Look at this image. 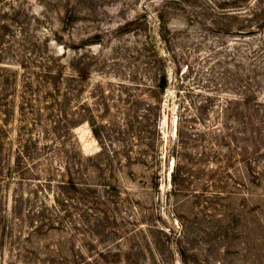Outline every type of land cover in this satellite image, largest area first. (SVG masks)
Instances as JSON below:
<instances>
[{
	"label": "rangeland",
	"instance_id": "rangeland-1",
	"mask_svg": "<svg viewBox=\"0 0 264 264\" xmlns=\"http://www.w3.org/2000/svg\"><path fill=\"white\" fill-rule=\"evenodd\" d=\"M0 264H264V0H0Z\"/></svg>",
	"mask_w": 264,
	"mask_h": 264
},
{
	"label": "trees",
	"instance_id": "trees-1",
	"mask_svg": "<svg viewBox=\"0 0 264 264\" xmlns=\"http://www.w3.org/2000/svg\"><path fill=\"white\" fill-rule=\"evenodd\" d=\"M262 21V20H261ZM259 22V23H261L260 25H262V22ZM263 26H258V28H257V30H259V31H261V28H262Z\"/></svg>",
	"mask_w": 264,
	"mask_h": 264
}]
</instances>
